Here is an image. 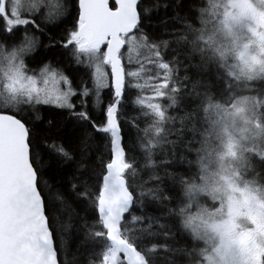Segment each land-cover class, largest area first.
<instances>
[{"label":"snow or ice","instance_id":"snow-or-ice-1","mask_svg":"<svg viewBox=\"0 0 264 264\" xmlns=\"http://www.w3.org/2000/svg\"><path fill=\"white\" fill-rule=\"evenodd\" d=\"M249 8L0 0V264H264Z\"/></svg>","mask_w":264,"mask_h":264},{"label":"rangeland","instance_id":"rangeland-1","mask_svg":"<svg viewBox=\"0 0 264 264\" xmlns=\"http://www.w3.org/2000/svg\"><path fill=\"white\" fill-rule=\"evenodd\" d=\"M256 23L264 24V16H257L255 10L249 8L244 20V30L240 32V35L244 38V43L250 42L248 28ZM238 31L240 30L238 29ZM249 135L254 136V133H249ZM262 142H264V139H262ZM248 179L251 180L252 177H248ZM253 187L259 189V191L251 194V196H255L256 198L251 200V207L247 209L246 219L241 220V225H254L261 234V239H264V185L257 183ZM253 243H255L254 235Z\"/></svg>","mask_w":264,"mask_h":264}]
</instances>
